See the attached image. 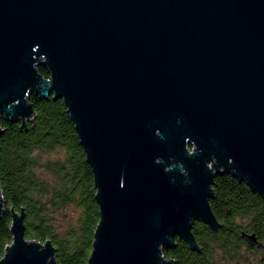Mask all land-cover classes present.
I'll return each instance as SVG.
<instances>
[{
    "label": "water",
    "instance_id": "1",
    "mask_svg": "<svg viewBox=\"0 0 264 264\" xmlns=\"http://www.w3.org/2000/svg\"><path fill=\"white\" fill-rule=\"evenodd\" d=\"M33 91L63 99L93 171L87 264H177L176 236L220 225L218 175L264 199V0H0V112L25 125ZM11 215L0 264H57Z\"/></svg>",
    "mask_w": 264,
    "mask_h": 264
},
{
    "label": "trees",
    "instance_id": "2",
    "mask_svg": "<svg viewBox=\"0 0 264 264\" xmlns=\"http://www.w3.org/2000/svg\"><path fill=\"white\" fill-rule=\"evenodd\" d=\"M28 100L34 114L25 125L0 112V258L12 242L14 209L25 214L26 238L52 241L57 264H87L100 220L92 168L63 99L33 91ZM213 188L210 205L220 225L194 222L199 248L176 236L164 256L177 264H264V248L242 237L255 233L264 245L263 197L228 173L218 175Z\"/></svg>",
    "mask_w": 264,
    "mask_h": 264
}]
</instances>
